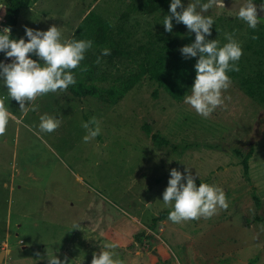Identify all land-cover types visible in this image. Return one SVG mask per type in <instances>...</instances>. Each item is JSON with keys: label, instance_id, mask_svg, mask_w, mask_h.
I'll return each instance as SVG.
<instances>
[{"label": "rangeland", "instance_id": "rangeland-1", "mask_svg": "<svg viewBox=\"0 0 264 264\" xmlns=\"http://www.w3.org/2000/svg\"><path fill=\"white\" fill-rule=\"evenodd\" d=\"M15 36L25 26L60 27L74 39L83 17L93 12L113 24L110 55L91 48L75 73V87L96 88L94 96L48 93L26 114L0 84V100L12 114L0 136V251L4 264H48L52 253L65 264H91L106 242L115 243L124 264H264V226L254 219L252 190L261 200L264 219V21L256 29L236 15L245 0H224L206 15L214 18L211 36L222 46L226 33L243 49L239 71L228 73L231 85L224 103L203 117L187 103H177L145 73L141 65L171 53L195 34L173 20L171 32L162 24L169 7L143 0H22ZM191 0H182L184 6ZM257 15L261 0H253ZM179 11V9H178ZM5 24L8 19L3 14ZM25 39H27L25 37ZM168 49V50H169ZM100 61L97 62V57ZM0 53V60L5 63ZM251 91L253 97L247 96ZM25 101V106H27ZM44 114L61 119L53 132H40ZM96 117L100 134L89 141L81 126ZM17 120L20 123H17ZM150 123L151 134L142 130ZM158 134L172 145H189L182 153L154 145ZM249 146L248 183L241 158ZM188 167L199 182L215 184L228 207L210 218L173 223L152 219L170 209L162 202L169 169Z\"/></svg>", "mask_w": 264, "mask_h": 264}, {"label": "clouds", "instance_id": "clouds-1", "mask_svg": "<svg viewBox=\"0 0 264 264\" xmlns=\"http://www.w3.org/2000/svg\"><path fill=\"white\" fill-rule=\"evenodd\" d=\"M215 6L224 9V0H191L186 6L182 0H170L168 15L163 18L166 32H171L173 20L186 26L189 33H194V41L180 47L185 59L196 57L195 76L191 93L184 97L197 114L208 117L218 106L224 103L222 92L231 85L229 72L239 71L238 61L243 49L232 34L226 33L227 42L220 46L217 39H208L214 18L206 15ZM5 0H0V9H5ZM264 12V0L259 5ZM179 9V11H178ZM237 17L251 29L264 21L257 15V5L253 0H245L238 8ZM25 37L27 39H25ZM93 47L92 39H66L60 27L51 25L47 30L32 29L25 26L24 36L11 38V26L0 27V53L11 58L5 63L0 60V84L7 90V95L18 102L25 112L36 111L38 105L32 102L50 92H65L76 83L72 71L80 66L86 52ZM110 49H101V56L110 55ZM36 57V59H33ZM100 57H97V62ZM27 101V106H25ZM12 117L7 104L0 100V136H3ZM17 123H20L17 120ZM61 124L59 115L44 114L38 125L40 132L51 133ZM87 132L83 139L87 142L101 132L96 117L81 125ZM162 202L170 207L168 219L180 223L190 219L210 218L218 209H226L228 202L223 189L215 184L199 182L186 167L182 173L176 168L169 169L167 186L162 193ZM115 243L106 242L98 255L94 254L91 264H124L114 249ZM48 264H65L53 253L48 256ZM176 264H179L177 258Z\"/></svg>", "mask_w": 264, "mask_h": 264}, {"label": "trees", "instance_id": "trees-1", "mask_svg": "<svg viewBox=\"0 0 264 264\" xmlns=\"http://www.w3.org/2000/svg\"><path fill=\"white\" fill-rule=\"evenodd\" d=\"M141 1V0H139ZM6 3V15L8 19V26H11V38H17L15 36V28L17 24V17L22 8V0H5ZM150 3H158L161 6L169 7L170 0H143V6L150 7ZM113 24L108 20L102 19L100 16L93 12L87 13L80 24L78 25L74 34V39H92L93 47L96 49H103L105 47L110 48L114 46ZM193 41L185 40L183 45L189 44ZM173 43L171 38L165 40L166 53L159 55L157 60L141 65L142 73H145L151 80H153L159 87L163 88L177 103H184V97L190 95L191 85L195 76L194 65L197 58L182 57L180 51L170 52V45ZM182 45V46H183ZM169 49V50H168ZM36 59V57H33ZM232 76V73H230ZM258 83L264 85V76H259ZM70 93L76 98H84L88 96H94L96 94V88L93 86L85 87L82 83H77L75 87L68 89ZM248 97H253L251 91H247ZM142 130L146 134H151L150 123L147 121L142 126ZM154 145L157 147H170L174 152L179 151L182 153L189 147V145L180 146L172 145L168 140L160 137L158 134L152 135ZM235 154L241 158L240 165L242 170V176L246 182L250 183L249 176V159L253 154V146H249L245 155L241 154L240 149H236ZM252 199L256 207L255 221L264 226V219L261 216L262 210L261 200L257 197L255 189L252 190ZM170 209L159 212L158 216L152 219L151 228L153 229L158 222H162L168 219V213ZM247 264H254V260H249Z\"/></svg>", "mask_w": 264, "mask_h": 264}, {"label": "built area", "instance_id": "built-area-1", "mask_svg": "<svg viewBox=\"0 0 264 264\" xmlns=\"http://www.w3.org/2000/svg\"><path fill=\"white\" fill-rule=\"evenodd\" d=\"M3 14H5V9H0V27H6Z\"/></svg>", "mask_w": 264, "mask_h": 264}, {"label": "water", "instance_id": "water-1", "mask_svg": "<svg viewBox=\"0 0 264 264\" xmlns=\"http://www.w3.org/2000/svg\"><path fill=\"white\" fill-rule=\"evenodd\" d=\"M5 252L0 251V264H4Z\"/></svg>", "mask_w": 264, "mask_h": 264}]
</instances>
